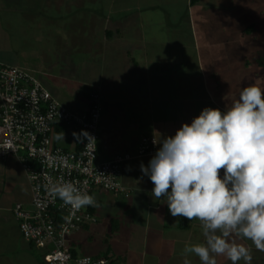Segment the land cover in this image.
Segmentation results:
<instances>
[{"label": "crops", "instance_id": "obj_1", "mask_svg": "<svg viewBox=\"0 0 264 264\" xmlns=\"http://www.w3.org/2000/svg\"><path fill=\"white\" fill-rule=\"evenodd\" d=\"M64 57L79 70L88 65L89 82L74 92L100 95L98 161L131 156L121 168L127 194L93 190L97 222L68 238L71 252L104 256L110 264H184L186 258L200 264L183 255L185 245L204 242L200 222L188 220L183 229L184 217H173L163 197H152L154 185L140 165L156 152L138 156V143L154 137L157 151L159 141L204 108L225 111L244 87L257 80L264 87V0H0V63L28 71L58 100L73 81L58 68ZM73 133L64 128L58 144L74 148ZM68 139L69 147L62 144ZM30 197L18 160L0 159V264L43 261L12 214L16 203L28 207ZM234 239L250 249L251 264H264V251ZM216 260L231 264L224 256Z\"/></svg>", "mask_w": 264, "mask_h": 264}, {"label": "clouds", "instance_id": "obj_2", "mask_svg": "<svg viewBox=\"0 0 264 264\" xmlns=\"http://www.w3.org/2000/svg\"><path fill=\"white\" fill-rule=\"evenodd\" d=\"M261 84L257 80L244 87L225 111L204 108L174 136L159 141L161 147L147 166L140 165L154 185L152 197H163L173 217L200 222L204 242L185 245L183 250L185 257L195 255L200 264H217V256H224L231 264L241 260L251 264L250 249L234 238L250 240L257 250L264 251ZM49 191L73 214L96 205L93 195L71 181H52ZM184 264L191 261L186 258Z\"/></svg>", "mask_w": 264, "mask_h": 264}, {"label": "built area", "instance_id": "obj_3", "mask_svg": "<svg viewBox=\"0 0 264 264\" xmlns=\"http://www.w3.org/2000/svg\"><path fill=\"white\" fill-rule=\"evenodd\" d=\"M83 111H73L54 98L28 71L0 63V159L15 157L30 188V203H16L12 214L27 243L44 251L45 264H110L104 256L74 255L67 240L85 224L97 222L88 206L73 214L50 194L52 181H71L92 195L99 188L127 194L121 184L123 161L129 154L98 161L101 101L90 91ZM67 128L78 135L76 146L65 149L58 137ZM94 138V141L89 139ZM156 139L142 136L137 155L156 152Z\"/></svg>", "mask_w": 264, "mask_h": 264}, {"label": "rangeland", "instance_id": "obj_4", "mask_svg": "<svg viewBox=\"0 0 264 264\" xmlns=\"http://www.w3.org/2000/svg\"><path fill=\"white\" fill-rule=\"evenodd\" d=\"M58 57H60V56H58ZM60 59H63V58L61 57ZM68 59H69L68 57H64V60H66L64 63V67L60 65V66H58V68H60V70H62L61 68H63V70L60 73L61 74L63 73L67 77H72L73 81L72 82H66V84H65L66 88H63L64 90H62V91L60 90L61 91L60 93L58 92V100L65 107H67L71 110L73 108H79L80 109L81 107H83V103H86V99L82 95H78L77 93H75L74 92L75 87H73V86L79 87L82 84L89 82L88 65H86L85 67H82V69L79 70L78 67L73 66V63H70ZM51 61H52V59H51ZM77 80L79 82H77ZM70 87H73V89L72 88L70 89ZM59 89H61V87ZM64 91L70 93V95ZM81 109H83V108H81ZM71 143H72L71 140L68 139L62 144L69 147L71 145ZM35 250H36L37 254H39L41 256L44 253V251H42L38 248H36Z\"/></svg>", "mask_w": 264, "mask_h": 264}, {"label": "trees", "instance_id": "obj_5", "mask_svg": "<svg viewBox=\"0 0 264 264\" xmlns=\"http://www.w3.org/2000/svg\"><path fill=\"white\" fill-rule=\"evenodd\" d=\"M92 91V90H88L87 92H81L82 95H86L88 97V94L89 92ZM86 97V98H87ZM114 222H112V228H111V232H109V237L110 235L115 231L116 227L114 226ZM189 226L188 224V219L187 218H184V222L182 223L181 227L184 229V228H187ZM73 254L75 255V253L73 252ZM98 257V256H97ZM41 264H45L43 261L41 262Z\"/></svg>", "mask_w": 264, "mask_h": 264}]
</instances>
